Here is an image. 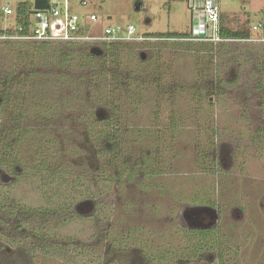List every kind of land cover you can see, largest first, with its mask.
<instances>
[{"label": "rangeland", "instance_id": "rangeland-1", "mask_svg": "<svg viewBox=\"0 0 264 264\" xmlns=\"http://www.w3.org/2000/svg\"><path fill=\"white\" fill-rule=\"evenodd\" d=\"M70 1L103 24L191 35L187 0ZM218 5L224 24L251 28L256 40L222 41L228 53L187 39L120 42L128 78L118 112L127 136L120 178L96 169L102 160L79 116L88 100H76L86 98L83 83L65 84L52 69L31 89L30 131L17 155L50 166L38 173L5 165L12 179L0 176V264H219V253L224 264H264V30L252 27L264 19V0ZM9 19L0 17V28ZM83 196L92 211L77 210ZM203 206L218 230L195 254L201 237L183 212Z\"/></svg>", "mask_w": 264, "mask_h": 264}, {"label": "trees", "instance_id": "trees-1", "mask_svg": "<svg viewBox=\"0 0 264 264\" xmlns=\"http://www.w3.org/2000/svg\"><path fill=\"white\" fill-rule=\"evenodd\" d=\"M33 11L34 8L26 3H17L13 7V13L8 16L10 26L0 28V36L8 37L29 33V16ZM18 27H22V30L18 31ZM145 35L171 39L190 37L189 33L178 32L145 33ZM220 36L233 40L253 38L251 28L240 26L232 29L224 24L221 15ZM8 43L12 44L11 48H8L9 51L7 50L9 54L4 52L7 56L2 55L1 52L5 51ZM53 43L55 42L33 40L0 42L2 45L0 49V115H2V118L0 117V165L20 167L22 171L24 167H31L35 168L38 173L50 166V162L43 158L38 159L37 162L28 160L22 163L17 155V145L24 143L23 138L30 131L23 127L24 120L28 117L27 107L30 103L31 89L39 87L41 82H47L49 75L52 74L51 70L54 69L57 70V78H61L65 84L80 81L86 89L84 91L86 98L80 96L76 100H88L85 106L78 105L83 111L79 112V116L83 120L82 129L86 134V140L89 144H94L95 155L102 160L96 164V169L111 177H122L123 171L121 170L125 169L124 163L126 162L123 152L127 136L123 131V117L118 112L121 111L120 95L128 87L127 74L120 60L121 49L125 45L103 44L100 48L97 47L99 53H94L92 46L87 44L56 42L55 44L60 46L52 49ZM215 45H218L219 49L220 47L224 49L226 53L229 52L227 43L218 42ZM75 69L79 70L76 78L72 74ZM37 100L41 99L36 98L35 101ZM43 110H46V106L37 109L36 113L40 114ZM100 111L103 113L101 117L98 116ZM41 116L36 115L38 118ZM36 152L34 155H37ZM112 170H115L114 174ZM87 196H83V199L76 205L80 213L92 211L94 208L95 202ZM217 230V225L208 229L195 230L202 242L195 244L192 252L196 254L203 248H210L205 241ZM221 257L222 253H219V264H224Z\"/></svg>", "mask_w": 264, "mask_h": 264}, {"label": "built area", "instance_id": "built-area-1", "mask_svg": "<svg viewBox=\"0 0 264 264\" xmlns=\"http://www.w3.org/2000/svg\"><path fill=\"white\" fill-rule=\"evenodd\" d=\"M46 7L34 8L29 16V33L14 36L2 35L0 38L28 41H50L60 43L87 44L101 47L103 44L136 42L144 40H169L171 38L148 37L137 33L132 24L126 26L103 24L93 13L77 12L70 0H48ZM82 7H90L91 2L80 0ZM191 12V35L187 40L199 42L233 41L220 36V10L218 0H187ZM13 13V7L0 3V17ZM9 25L5 26L7 28ZM254 30L263 29L264 21L252 26ZM22 27H18V31ZM242 39L236 41H251ZM264 40L263 38L261 39Z\"/></svg>", "mask_w": 264, "mask_h": 264}, {"label": "flooded vegetation", "instance_id": "flooded-vegetation-1", "mask_svg": "<svg viewBox=\"0 0 264 264\" xmlns=\"http://www.w3.org/2000/svg\"><path fill=\"white\" fill-rule=\"evenodd\" d=\"M4 168H5V165H4ZM16 168L18 169V171H22V169L20 167H16ZM0 169H2V168H0ZM5 170H6V172H4L2 175L0 174V176H1L2 180L6 182L9 179H12V177L7 172V168H5ZM0 173H1V170H0ZM215 215L216 214L213 215L210 207H205V206H203L202 208L196 209V210H189V211L183 212V217L184 218L188 217L189 219H187V220L191 219L190 223H193V225L195 226V227L194 226L190 227L192 231L201 230V229H208L211 226H214V224H212V223L210 224L209 221L211 220V217L216 218V220H217V215H216V217H214Z\"/></svg>", "mask_w": 264, "mask_h": 264}, {"label": "water", "instance_id": "water-1", "mask_svg": "<svg viewBox=\"0 0 264 264\" xmlns=\"http://www.w3.org/2000/svg\"><path fill=\"white\" fill-rule=\"evenodd\" d=\"M47 5L44 3V1L42 0H36L35 1V8H40V7H46ZM93 52L99 53L98 49H93ZM103 115L102 111L98 112V116L101 117Z\"/></svg>", "mask_w": 264, "mask_h": 264}, {"label": "crops", "instance_id": "crops-1", "mask_svg": "<svg viewBox=\"0 0 264 264\" xmlns=\"http://www.w3.org/2000/svg\"><path fill=\"white\" fill-rule=\"evenodd\" d=\"M42 1H44V3H45V2H47L48 0H42ZM34 5H35V4H34ZM34 8H35V7H34ZM262 21H264V19H263Z\"/></svg>", "mask_w": 264, "mask_h": 264}]
</instances>
